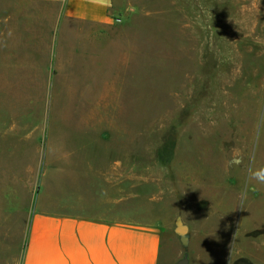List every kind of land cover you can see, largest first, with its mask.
Listing matches in <instances>:
<instances>
[{
    "label": "rangeland",
    "instance_id": "1",
    "mask_svg": "<svg viewBox=\"0 0 264 264\" xmlns=\"http://www.w3.org/2000/svg\"><path fill=\"white\" fill-rule=\"evenodd\" d=\"M67 1L0 0V264L99 192L162 226L160 264H264V0Z\"/></svg>",
    "mask_w": 264,
    "mask_h": 264
},
{
    "label": "crops",
    "instance_id": "2",
    "mask_svg": "<svg viewBox=\"0 0 264 264\" xmlns=\"http://www.w3.org/2000/svg\"><path fill=\"white\" fill-rule=\"evenodd\" d=\"M111 5L112 0H68L65 15L72 20L104 24L110 21ZM115 165L124 168L122 162ZM87 201L81 196L76 203L82 206ZM95 202L93 212L37 210L22 264H160L162 226L117 217V212L126 211L124 196L99 192ZM133 211L132 215L138 217L146 214L137 208Z\"/></svg>",
    "mask_w": 264,
    "mask_h": 264
},
{
    "label": "water",
    "instance_id": "3",
    "mask_svg": "<svg viewBox=\"0 0 264 264\" xmlns=\"http://www.w3.org/2000/svg\"><path fill=\"white\" fill-rule=\"evenodd\" d=\"M179 264H188V261L185 259V260H182L181 262H179Z\"/></svg>",
    "mask_w": 264,
    "mask_h": 264
}]
</instances>
